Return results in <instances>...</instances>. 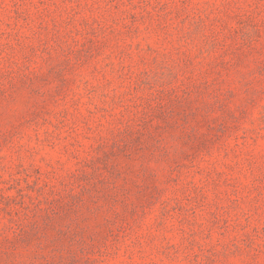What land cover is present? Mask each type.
I'll list each match as a JSON object with an SVG mask.
<instances>
[{"label":"rangeland","instance_id":"1","mask_svg":"<svg viewBox=\"0 0 264 264\" xmlns=\"http://www.w3.org/2000/svg\"><path fill=\"white\" fill-rule=\"evenodd\" d=\"M0 264H264V0H0Z\"/></svg>","mask_w":264,"mask_h":264}]
</instances>
